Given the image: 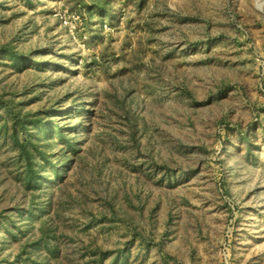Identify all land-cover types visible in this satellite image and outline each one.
I'll return each instance as SVG.
<instances>
[{
  "label": "rangeland",
  "instance_id": "obj_1",
  "mask_svg": "<svg viewBox=\"0 0 264 264\" xmlns=\"http://www.w3.org/2000/svg\"><path fill=\"white\" fill-rule=\"evenodd\" d=\"M264 264V0H0V264Z\"/></svg>",
  "mask_w": 264,
  "mask_h": 264
},
{
  "label": "crops",
  "instance_id": "obj_2",
  "mask_svg": "<svg viewBox=\"0 0 264 264\" xmlns=\"http://www.w3.org/2000/svg\"><path fill=\"white\" fill-rule=\"evenodd\" d=\"M208 264H219V262L218 261H214V262L210 263V261H208ZM220 264H221V262H220Z\"/></svg>",
  "mask_w": 264,
  "mask_h": 264
}]
</instances>
